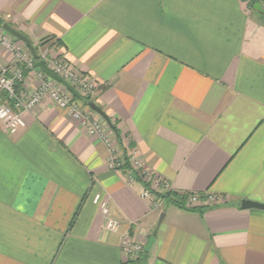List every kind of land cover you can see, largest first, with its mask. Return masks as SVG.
Listing matches in <instances>:
<instances>
[{
  "label": "crops",
  "instance_id": "0c3cea01",
  "mask_svg": "<svg viewBox=\"0 0 264 264\" xmlns=\"http://www.w3.org/2000/svg\"><path fill=\"white\" fill-rule=\"evenodd\" d=\"M256 3L0 0L2 27L85 75L91 101L121 138L103 123L105 138L92 134L50 99L25 113L17 133L0 125V264H264V209L241 207L264 204V13ZM14 61L0 50L1 65ZM35 86L34 72L22 89ZM123 148L171 197L156 195V180L147 186L110 168ZM148 189L153 200L143 197ZM98 193L117 231L107 229ZM189 193L224 201L174 202ZM155 232L146 262L144 251L126 254L124 237L145 250Z\"/></svg>",
  "mask_w": 264,
  "mask_h": 264
},
{
  "label": "built area",
  "instance_id": "2783aa9c",
  "mask_svg": "<svg viewBox=\"0 0 264 264\" xmlns=\"http://www.w3.org/2000/svg\"><path fill=\"white\" fill-rule=\"evenodd\" d=\"M10 38L11 37L9 36L0 35V48L3 47V49L6 51L8 50L16 52V65L0 64V125H2L4 130L9 134H15L20 129L26 127L25 113L33 110L44 100L50 99L59 104L62 108L66 109L69 114L79 119L92 134L101 135V137L105 138V134L100 123H98L96 120H92V115L90 113L80 109V107L74 103L73 94H70L72 98L64 95L61 91V87H56L55 80L52 79L49 81H43L41 85L36 87L31 93H26L22 88H17L18 84L25 82L26 70H37L39 68L35 66L36 60L34 57L28 59L27 54L20 46L11 48L9 45L11 41ZM40 57L41 59L46 60L47 63L50 59L47 54L44 53L40 54ZM18 63L21 65L19 66ZM57 69L59 72L61 69H63L66 72V77H70L72 80L78 82L79 85L85 86V88L94 91L95 85L91 83L88 78L85 77V75L75 71L64 60L58 59ZM56 73L58 74V72ZM38 74L39 77L44 78V72L42 70ZM114 154L115 153L113 152L110 159V168L123 169L126 163L125 158L118 157ZM129 160L133 169V179H136L138 176L147 183H152L153 180H156V184L160 185L158 186L159 190L163 191L164 193L171 192L167 183L161 179L155 178L150 170L144 168L143 164L138 160L136 151L129 154ZM143 197L153 200L152 189L146 190L143 193ZM186 197V201L183 205L191 209L216 206L222 204L224 201L222 195L211 193H189L186 194ZM94 202L100 206L103 214L107 217V229L111 231H117L119 229V223L110 217L109 201L102 198L101 194L98 193L94 197ZM123 247L126 254L133 258H136L144 251V246L142 244L135 242L134 239L128 236L124 237L123 239Z\"/></svg>",
  "mask_w": 264,
  "mask_h": 264
},
{
  "label": "rangeland",
  "instance_id": "374dc122",
  "mask_svg": "<svg viewBox=\"0 0 264 264\" xmlns=\"http://www.w3.org/2000/svg\"><path fill=\"white\" fill-rule=\"evenodd\" d=\"M0 35H3V36H9V37H11L10 39H11V41H10V43H9V45L11 46V48L12 47H18V46H20L21 48H22V50L27 54V58L29 59H31V58H33V55H32V53H31V51H30V49L28 48V46L24 43V42H22V41H20L19 39H17L16 37H14V36H12L10 33H8L7 31H5L4 29H3V27H2V24L0 23ZM1 45V44H0ZM0 50H3V51H5V53H10L11 55H13V57L15 58V51L14 52H12V51H6L5 49H3V47L2 48H0ZM12 52V53H11ZM44 54H47L45 51L43 52ZM50 59H49V61H48V63H49V65H50V68L52 69V70H54V71H56V72H58V74H60V76H62L81 96H83V97H91V95L93 94V91L92 90H89V89H87V88H85V86H81V85H79V83L78 82H76V81H74V80H72L70 77H66V72L63 70V69H61V71L59 72V71H57L58 69H57V66H58V59H61L62 60V58H51V57H49ZM15 62V63H14ZM11 65H13V64H15L16 65V60L14 61ZM18 65L20 66L21 64L20 63H18ZM34 71H35V73H36V86L35 87H38L39 85H41V83L43 82V81H49V80H52V78L50 77V76H48V75H46L45 74V72H44V75H43V77L44 78H42V77H39V72L41 71L40 69H37V70H26L25 71V76L27 77V75L28 74H32V73H34ZM38 75V76H37ZM54 80V79H53ZM55 84H56V87L57 88H59V87H61V91H62V93L64 94V95H66V96H69V97H71L72 98V96L70 95V94H72L65 86H63L61 83H59V82H57L56 80H55ZM74 96V95H73ZM73 101H74V103L76 104V105H78L79 107H80V109H82V110H84V111H86V112H88V113H92V111L94 112V110H92L91 108H89V105L88 104H86V108L84 107V106H81L82 104H80L81 103V100H79V99H75V98H73ZM83 103V102H82ZM85 109H88V110H85ZM92 115V114H91ZM92 120H96L95 118H94V116L92 115ZM98 123H100V124H104V125H110L104 118H102V120L101 121H99ZM112 124H115V123H113L112 122ZM111 126V125H110ZM112 127V126H111ZM113 128V127H112ZM99 136H101V135H99ZM122 145V144H121ZM123 146V145H122ZM123 158H125V157H127V156H129V154L131 153L130 151H129V149H124L123 148ZM114 155H116V154H114ZM158 186H160V185H158ZM154 192H156V195L160 198V197H164L165 198V196L166 197H168L163 191H161V190H159V191H154ZM97 195V194H96ZM95 195V196H96ZM94 196V197H95ZM102 196V195H101ZM169 197H171V196H169ZM102 198H103V196H102ZM105 199V198H104Z\"/></svg>",
  "mask_w": 264,
  "mask_h": 264
},
{
  "label": "water",
  "instance_id": "95a60500",
  "mask_svg": "<svg viewBox=\"0 0 264 264\" xmlns=\"http://www.w3.org/2000/svg\"><path fill=\"white\" fill-rule=\"evenodd\" d=\"M255 8H258L260 11H262L264 13V7H262L260 3H256ZM3 29L5 31H7L8 33H10L11 35H13L14 37H16L17 39H19L20 41L24 42L28 46V48L30 49L34 59L36 60L35 66L37 68H39L40 70L45 72L52 79L56 80L57 82H59L63 86H65L77 99H79L81 101H86V99L83 96H81L63 77H61L59 74H57L54 70H52L49 67L46 60L41 59L40 54L38 53L36 47L33 45V43L31 42V40L28 36H26L25 34H23L22 32H20L19 30H17L16 28H14L13 26H11L8 23L3 24ZM88 104L92 110H94L96 113L101 115L113 127V124H112L110 117L102 110V108H100L93 101H90ZM241 207L242 208L264 209V204L259 203V202H255V201L244 200V201H242ZM161 220H162V218H161ZM155 235H156V232L154 234V237L150 238L147 246L145 247V250L141 256L142 262H146L149 258V252H150L151 247L155 241Z\"/></svg>",
  "mask_w": 264,
  "mask_h": 264
},
{
  "label": "trees",
  "instance_id": "16d2710c",
  "mask_svg": "<svg viewBox=\"0 0 264 264\" xmlns=\"http://www.w3.org/2000/svg\"><path fill=\"white\" fill-rule=\"evenodd\" d=\"M256 2H258V0H250V4H251V6H253ZM0 23H2V21L0 20ZM36 49L38 50V47H36ZM17 88L18 89H21L22 88V83H20V84H18L17 85ZM74 98L75 99H77L75 96H74ZM85 99H86V101H84V103L85 104H88L90 101H91V97L89 96V97H84ZM89 105V104H88ZM113 128H114V131H115V133H116V135L118 136V138L121 140V138H120V133H119V130L117 129V127H116V125L115 124H113ZM125 165H124V167H123V169H129V170H133L132 169V167H131V163H130V160H129V156H127V157H125ZM136 175V174H135ZM137 178H139V179H141L140 177H138L137 176ZM142 180V179H141ZM145 182V181H144ZM146 184H147V186H149V184L150 183H147V182H145ZM167 196H171V192H168V193H165ZM187 197H186V195H183L182 197H181V199L180 198H177V199H173L174 200V202H176L178 205H181V206H183L184 207V205H183V200H185Z\"/></svg>",
  "mask_w": 264,
  "mask_h": 264
}]
</instances>
